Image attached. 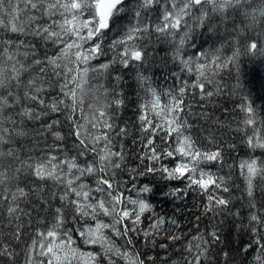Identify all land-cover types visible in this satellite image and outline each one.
Here are the masks:
<instances>
[{
  "label": "snow or ice",
  "instance_id": "1",
  "mask_svg": "<svg viewBox=\"0 0 264 264\" xmlns=\"http://www.w3.org/2000/svg\"><path fill=\"white\" fill-rule=\"evenodd\" d=\"M73 4L76 7H73ZM121 6L122 0H111L110 3H105V0H0V24L14 33L40 36L54 45L63 44L64 47L60 49L58 56L47 59V64L53 66L52 74L63 79L54 66L70 49L76 48L77 52L83 50L92 60L106 54L100 40L116 26L120 16L115 14L120 11ZM154 6H162L155 22L149 23L146 18L145 22L129 27L121 39L111 44L109 50L115 51L117 61L123 66L140 62L144 58V50L138 42L150 38L151 32L154 31L159 34L158 38H163L172 45V60L180 66V71L194 75L195 79L189 84L181 76L178 95H172V103L160 108V96L154 88L148 86L147 77L139 76L152 96L150 107L145 104L142 108L155 112V122L153 119H146L143 114L139 117L142 152L137 158L143 167L129 168L123 148L116 150L109 133L85 137L81 131L83 126L68 115L66 119L72 125L68 135L75 136L78 141L72 145L75 154L70 158L67 152L63 159L59 158L52 154V148L43 156L35 158L29 152L21 155L22 149L15 147L0 151V185H5L0 190V208L6 213L9 224L14 223L21 214L30 215L21 206L28 201L30 194L36 191L35 188L27 187L29 182L51 180L60 188L59 193L53 192L50 199L41 202L47 206L50 220L46 223L42 221L45 227L37 228L29 238L30 243H26L23 249L24 264H71L72 259L82 255L78 248L73 247L76 244L74 234L78 235L84 244L98 245L102 250L98 253H87L91 264H102L105 258L108 264H116L113 257L123 259L127 264H156L155 258L147 251H136L137 244L156 247L157 237L169 233V229L165 227L166 223L178 229L180 222L176 218H166L156 213L150 197L159 194L165 200L183 202L191 194H196L206 200L203 205L204 215L228 204V201L218 194V190L229 191L225 177L216 176L204 167L221 159L220 150H201L191 136L185 135L187 122L180 117L183 111V95L189 88H198L201 97H212L213 91H205L206 84H214V77L221 69L229 66L239 69L241 52L253 59L264 57V0H140L137 8L138 21L142 11H151ZM22 15L27 17L26 21L21 19ZM3 17L10 18L8 24H5ZM77 21H86L88 27L83 28L82 24L79 30L72 27ZM195 28L217 35L223 30L226 35L221 39L232 38L228 40L231 54L222 53L221 44V48L200 52L195 60L191 57L185 58L186 44ZM65 37L75 39L69 42ZM34 64L40 66L38 74L27 80L22 93L9 90L6 95L0 96V145H14L17 137L28 135V132L18 128L15 116H19L22 123L25 117L29 120H39L41 116L47 115V111L37 112L33 108L19 107L23 101L38 104L44 109H51L52 112L67 111L60 107L64 99L53 97L50 103L46 104L40 96V93L45 91V76L48 75V70L40 60L34 61ZM101 66L105 69L109 67L106 63ZM27 71L23 65L17 68L13 64L11 72L14 76L11 80L17 82L15 87L19 88L21 73ZM63 86L64 82L60 86V92L65 97ZM121 103L119 99L116 100V104ZM239 107L244 113V127L237 131L243 132L245 128L251 127L252 134L245 141L247 146L252 151L257 148L264 150L262 127L254 126L255 110L247 103L246 97ZM17 108L19 111H16ZM158 108L159 111H156ZM9 112L11 114H8ZM5 124H10L11 128L5 127ZM59 124V120L47 123L40 134L46 132L54 141H64L65 135L53 130L54 126ZM103 126L113 128L107 120ZM126 134L124 128L116 132L117 136ZM101 140L103 147L98 146ZM56 148L63 151L59 145H56ZM81 157L83 160L78 162ZM239 168L247 182V196L250 199L247 230L252 239L244 251L247 253L251 250L255 253L252 264H264V214L252 211L257 205L251 202L253 178H264V160L258 157L242 160ZM117 170L128 172V187L122 188L117 179ZM157 178L165 182L178 181L182 186L165 185L164 188L157 189L152 182ZM9 180L17 182L12 190L6 186V181ZM145 180L148 182L145 183ZM20 184L25 186H19ZM129 192L134 193V197L129 195ZM57 200L59 206L54 207L53 201ZM181 207L183 205L178 204L177 210ZM145 213L150 216L145 217ZM234 215L239 216L240 213ZM145 218L149 220L146 229L140 227ZM196 219L199 220L200 217L197 216ZM69 224L72 226L69 227ZM21 227L17 225L9 237L0 240V258H4L5 264L9 261L16 264L18 254L13 250L12 241L20 242ZM208 236L210 240L205 239L203 234L193 237V240L201 241L195 245L189 242L187 251L191 254V259L187 260L186 264H202V257L206 255L210 241L218 239L215 230L209 232ZM166 238L179 241L181 236L168 234ZM117 239L123 240V244L118 245ZM201 244L204 245L203 248ZM158 246L162 249L168 247L166 243H160ZM223 255L226 258L228 253Z\"/></svg>",
  "mask_w": 264,
  "mask_h": 264
},
{
  "label": "trees",
  "instance_id": "2",
  "mask_svg": "<svg viewBox=\"0 0 264 264\" xmlns=\"http://www.w3.org/2000/svg\"><path fill=\"white\" fill-rule=\"evenodd\" d=\"M140 0H125L121 9L115 15L120 16L116 26L108 31L107 36H102L100 43L106 50V54L97 59L86 58L79 55L76 48L70 49L66 55L61 56L57 65L58 73L63 77L60 79L52 74L51 65L47 64V59L60 54L63 44H52L51 41H45L40 36H33L20 32H11L4 25L0 24V96L6 95L7 91L14 90L22 93L24 85L30 77L38 74L40 66L35 65L34 61L44 62V67L48 70L45 76L47 83L44 85L45 91L40 93L45 103H50L53 97L64 99L61 108L65 112H52L51 109H44L38 104L29 101H23L19 107L33 108L37 112L47 111V115L41 116L39 120H29L26 117L15 116L18 121V128L28 132L25 137H17L14 145H0V151H7L8 147L22 149L29 152L33 158L43 156L44 153L52 148V154L63 159L65 152L70 158L75 154L72 150L74 142H78L75 136L68 135L70 127L66 115L83 126L81 130L85 137L89 135H102L109 133L116 145V150L121 147L125 153V159L129 168L143 167L137 158L142 152V141L140 139V115H145L146 119H153L155 122V112L142 108V105L148 104L152 99L151 93L139 76L148 78V86L154 88L157 95L160 96V108L166 104L172 103V95H178L180 86V77L191 84L195 76L180 71V66L172 60V45L163 38H158L159 34L151 32L150 38L139 41L143 46L144 58L140 62H132L128 66H123L116 59L115 51L109 50L111 44L121 39L127 29L137 23L147 21L155 22L162 11V6H154V9L143 12L138 21L137 8ZM76 6L73 4V7ZM32 13H29L31 15ZM5 24H8L10 18L3 17ZM26 21L27 17L21 16ZM80 25L82 21H79ZM43 23V21H41ZM76 26V22L72 27ZM27 28V23L25 24ZM183 30V29H181ZM151 31V29H150ZM226 33L222 30L219 35L208 31L195 28L191 34L190 40L186 44L185 58L191 57L195 60L200 52L212 51L216 48L221 49L225 55H230L228 40L221 39ZM177 36V40H178ZM65 39H71L65 37ZM75 39V38H74ZM91 43V42H89ZM119 50V48L117 49ZM8 57L12 59L9 60ZM203 62V61H198ZM94 63V68L91 65ZM109 65L107 69L101 64ZM15 64L17 68H27V72L21 73L19 88L15 87L16 81L11 80L14 73L11 68ZM82 66L79 70L78 67ZM64 80V81H63ZM215 83L205 86V91H213L212 97H201L200 90L189 88L183 95V111L180 113L182 120L187 122L185 135L192 137L201 150L216 151L220 150L221 159L218 162H210L204 165L207 171L216 176L225 177V184L229 188L228 192L218 190V194L228 201L226 206H220L215 212L207 215L203 214V205L206 200L191 194L185 201L165 200L159 194L150 197L154 203L156 213L166 218H176L180 222V228L171 224L165 225L169 229L168 234L181 236L179 241L168 240V234H163L156 239V247L151 245L137 244L136 251H147L156 260V264H186L191 259V254L187 251L189 242L193 245L201 243L199 240H193L203 234L205 239L210 240L208 233L215 230L218 239L210 241L208 251L202 257V264H252L255 255L251 250L245 252L244 248L252 239L251 233L247 230L250 199L247 196V182L241 175L239 164L242 160L250 158H260L264 160V150L257 148L252 151L246 144L249 135L252 134L251 127L245 128L243 132L237 129L244 127L242 121L244 113L240 111L239 105L247 98L255 110L256 125L262 127L264 134V57L251 58L241 52L240 67L236 69L233 66L219 70V74L214 77ZM63 90L66 93L64 97L60 92V86L63 84ZM51 85V87H49ZM171 93V95L169 94ZM122 101L116 104V100ZM19 111V108L16 109ZM159 111V108L156 109ZM8 114H11L10 112ZM53 120H59L60 124L54 126V131H60L65 135L64 141H54L53 137L43 132V126ZM107 120L113 128H105L104 121ZM5 127L11 128L10 124ZM253 126V127H254ZM120 128L126 130V135L117 136L116 132ZM59 145L63 151L56 148ZM99 147H103L101 140ZM79 158L78 162L82 161ZM147 163V161H145ZM167 163V162H165ZM117 179L121 186L128 187V172H119ZM151 179V178H149ZM145 183L148 180L144 181ZM157 189L171 186H182L178 181H160L158 178L152 181ZM16 181H6V186L10 190L16 185ZM5 185H0V190ZM19 186H25L20 184ZM28 188H35L36 191L30 194L28 201L22 203L26 213L21 214L20 218L14 223L9 224L6 213L0 208V240H4L11 235V231L17 225L21 227V240L19 243L12 241L13 250L18 254L16 264H24L25 256L23 249L26 243H30V237L34 235L37 228L43 229L45 223L50 220L47 206L42 205V201L50 199L53 192H60V188L55 186L53 181H35L29 182ZM27 190V188H26ZM166 190V188H165ZM134 197V193L129 192ZM251 202L257 205L252 211H259L264 214V178L259 176L253 178V196ZM182 204L179 210L177 205ZM53 206H59V202L53 201ZM239 212L240 215H234ZM150 216L145 213V217ZM200 219L197 220L196 217ZM44 221L45 223H41ZM149 220L144 219L141 228H147ZM72 225L69 224V227ZM73 239L76 244L82 245V240L74 234ZM138 240L141 238H137ZM117 244L122 245L123 240L117 239ZM160 243H166V249L160 248ZM202 248L204 247L201 244ZM195 251V249H193ZM228 253L225 258L224 253ZM116 264H127V262L118 257L113 258ZM0 264H5L4 258H0ZM8 264H11L9 261Z\"/></svg>",
  "mask_w": 264,
  "mask_h": 264
},
{
  "label": "rangeland",
  "instance_id": "3",
  "mask_svg": "<svg viewBox=\"0 0 264 264\" xmlns=\"http://www.w3.org/2000/svg\"><path fill=\"white\" fill-rule=\"evenodd\" d=\"M74 7H76V6H74ZM82 25H83V28H87L88 27V24H87L86 21H82ZM74 27L79 30L80 29V22L77 21L76 22V26H74ZM74 38L75 37H72L70 39H74ZM85 47H87V45H85ZM77 53H79V55H81V56H85L82 59V61L86 62V58H88V57L85 55V52L82 50V51L77 52ZM91 67L92 68L95 67L94 63L91 65ZM78 69L81 70L82 66H79ZM102 219H105V221L107 220V218H103V217H102ZM73 247L78 248L79 249V253L82 254V255H78V258L72 259L71 260V264H91V261L89 260V258L87 256V253H89V252L98 253V252L102 251L98 245H87V244H84L83 242H82V245L75 244V245H73ZM102 264H108V261H107L106 258L103 260Z\"/></svg>",
  "mask_w": 264,
  "mask_h": 264
},
{
  "label": "water",
  "instance_id": "4",
  "mask_svg": "<svg viewBox=\"0 0 264 264\" xmlns=\"http://www.w3.org/2000/svg\"><path fill=\"white\" fill-rule=\"evenodd\" d=\"M125 0H122V3L124 2ZM111 0H105V3H110Z\"/></svg>",
  "mask_w": 264,
  "mask_h": 264
}]
</instances>
